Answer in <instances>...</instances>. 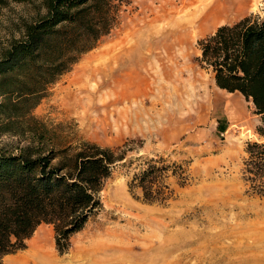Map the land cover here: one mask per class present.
Returning a JSON list of instances; mask_svg holds the SVG:
<instances>
[{
	"label": "rangeland",
	"instance_id": "rangeland-1",
	"mask_svg": "<svg viewBox=\"0 0 264 264\" xmlns=\"http://www.w3.org/2000/svg\"><path fill=\"white\" fill-rule=\"evenodd\" d=\"M185 1H113L108 32L46 86L27 116L8 131L0 126L5 152L31 141L46 150L91 142L131 160L112 167L100 206L67 252H57L52 225L41 223L23 249L4 256L6 264H264V198L241 176L258 117L196 60L199 39L218 25L263 15L264 0H250L237 16L176 30ZM44 13L43 0H7L0 57ZM241 109L244 120L236 121ZM139 156L167 167L158 177L167 186L164 200L145 202L138 187H128Z\"/></svg>",
	"mask_w": 264,
	"mask_h": 264
},
{
	"label": "trees",
	"instance_id": "trees-1",
	"mask_svg": "<svg viewBox=\"0 0 264 264\" xmlns=\"http://www.w3.org/2000/svg\"><path fill=\"white\" fill-rule=\"evenodd\" d=\"M113 1L121 0H43L45 13L25 24L22 36L0 57L4 131L27 116L46 86L108 32ZM6 2L0 0V7ZM197 47V63L210 69L215 86L239 93L258 117L257 140L244 146L241 176L251 194L264 198V14L218 25L197 41ZM45 148L42 141H31L16 153L0 149V264H6L5 255L23 249L41 223L52 225L57 252H67L72 235L100 206L98 194L112 167L131 161L123 150L91 142L77 148ZM136 160L138 169L128 187H138L145 202L164 200L167 186L158 184V177L167 167L154 159Z\"/></svg>",
	"mask_w": 264,
	"mask_h": 264
},
{
	"label": "bare ground",
	"instance_id": "bare-ground-1",
	"mask_svg": "<svg viewBox=\"0 0 264 264\" xmlns=\"http://www.w3.org/2000/svg\"><path fill=\"white\" fill-rule=\"evenodd\" d=\"M231 1L234 6L232 9H228L225 6V0H186L182 14L174 18V26L176 25V30H178V28L195 27L196 24H203L211 20L213 23L219 22L230 16L239 15L250 3V0Z\"/></svg>",
	"mask_w": 264,
	"mask_h": 264
},
{
	"label": "crops",
	"instance_id": "crops-1",
	"mask_svg": "<svg viewBox=\"0 0 264 264\" xmlns=\"http://www.w3.org/2000/svg\"><path fill=\"white\" fill-rule=\"evenodd\" d=\"M223 90V89H222ZM225 91V90H224ZM227 93H229V94H233V93H235V92H227ZM237 93V92H236ZM239 94V93H238ZM236 107H237V105H236ZM235 107V108H236ZM239 119H236V121H243L244 120V113H243V111H242V109H241V111H240V114H239ZM230 119V118H229ZM231 121V120H230ZM4 258V257H3Z\"/></svg>",
	"mask_w": 264,
	"mask_h": 264
}]
</instances>
